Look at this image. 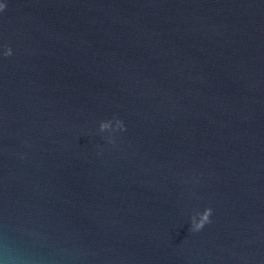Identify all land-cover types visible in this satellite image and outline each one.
<instances>
[{"label": "water", "instance_id": "water-1", "mask_svg": "<svg viewBox=\"0 0 264 264\" xmlns=\"http://www.w3.org/2000/svg\"><path fill=\"white\" fill-rule=\"evenodd\" d=\"M6 2L0 264H264V0Z\"/></svg>", "mask_w": 264, "mask_h": 264}, {"label": "clouds", "instance_id": "clouds-1", "mask_svg": "<svg viewBox=\"0 0 264 264\" xmlns=\"http://www.w3.org/2000/svg\"><path fill=\"white\" fill-rule=\"evenodd\" d=\"M7 8L6 0L0 2V12L5 11ZM5 51L3 55L5 57L13 55V49L10 45H5ZM99 130L101 132L109 131L115 133L116 131H126V125L124 120L118 115L112 117L111 119H106L100 122ZM108 142L114 144L115 139L110 135L108 137ZM213 213V208L211 206L205 208L203 211H198L191 216L190 232L201 231L206 224L211 223V216Z\"/></svg>", "mask_w": 264, "mask_h": 264}]
</instances>
